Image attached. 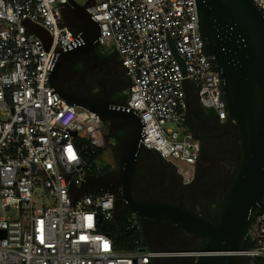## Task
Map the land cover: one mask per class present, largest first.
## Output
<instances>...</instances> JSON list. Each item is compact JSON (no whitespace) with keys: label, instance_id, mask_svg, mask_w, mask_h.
Returning a JSON list of instances; mask_svg holds the SVG:
<instances>
[{"label":"built area","instance_id":"built-area-1","mask_svg":"<svg viewBox=\"0 0 264 264\" xmlns=\"http://www.w3.org/2000/svg\"><path fill=\"white\" fill-rule=\"evenodd\" d=\"M95 2L88 11L100 25L98 44L118 54L131 81L127 106L140 115L142 148L190 176L202 149L184 126L185 81L197 86L204 109L228 120L219 75L204 54L196 0ZM254 2L264 10V0ZM65 3L0 0V264H151L153 251L116 250L108 229L116 221L111 193L72 195L91 175L77 139L95 149L107 145L99 117L69 105L51 86L57 55L82 42L64 22ZM27 22L51 35L49 51ZM240 254L264 260V213Z\"/></svg>","mask_w":264,"mask_h":264},{"label":"water","instance_id":"water-1","mask_svg":"<svg viewBox=\"0 0 264 264\" xmlns=\"http://www.w3.org/2000/svg\"><path fill=\"white\" fill-rule=\"evenodd\" d=\"M95 3V0L85 4L67 0L63 5L66 26L80 35L82 42L76 48L60 51L56 64L99 46L100 25L88 11ZM196 4L204 54L219 75L228 120L239 130L242 156L215 220L163 203L149 205L147 211L134 208L131 211L142 217L165 219L202 242V249L193 254L194 264H243L250 258L240 253L249 249L254 220L264 213V10L254 0H196ZM76 19L80 20L79 24ZM26 27L49 51L51 35L31 22H27ZM170 43L185 72L184 61L173 42ZM52 75L53 71V87ZM185 91L187 101L191 96L198 97L197 86L189 80L185 81ZM74 106L95 114L103 124H111L114 128L118 127V121L128 123L124 129L132 127L119 155L122 173L131 176L144 150L141 145L143 125L138 112L124 104L94 99ZM73 135L76 137L77 133ZM93 191L110 193L103 189L98 176L88 175L82 188L73 189L72 195L82 198ZM120 208L116 203V215Z\"/></svg>","mask_w":264,"mask_h":264},{"label":"flooded vegetation","instance_id":"flooded-vegetation-1","mask_svg":"<svg viewBox=\"0 0 264 264\" xmlns=\"http://www.w3.org/2000/svg\"><path fill=\"white\" fill-rule=\"evenodd\" d=\"M52 82L55 92L72 106L86 99L127 105L131 97V81L120 57L100 45L57 64L55 60ZM117 124L115 128L103 124L111 161L100 167L96 164L91 175L101 179L103 189L121 207L116 220L128 217L142 236L144 250L157 254L151 264H194L193 254L202 249V242L165 219L138 216L131 208L147 211L149 205L163 203L215 220L242 156L237 126L229 120L219 121L213 111L200 105L198 97L188 99L184 126L199 142L202 154L187 177L178 166L150 150L142 151L131 176L122 173L119 155L132 127L124 129L128 124L124 121ZM243 264L258 262L250 258Z\"/></svg>","mask_w":264,"mask_h":264},{"label":"trees","instance_id":"trees-1","mask_svg":"<svg viewBox=\"0 0 264 264\" xmlns=\"http://www.w3.org/2000/svg\"><path fill=\"white\" fill-rule=\"evenodd\" d=\"M77 145L82 151L84 159L91 167L90 174L95 168L97 159L101 157L105 151L104 149H95L89 140L84 138L77 139ZM94 151V153H93ZM109 234L114 240L116 250L121 253H129L135 250H143L144 244L140 232L134 227L130 228L129 218L126 216L120 217L114 224L109 225ZM258 264H264L263 259H257Z\"/></svg>","mask_w":264,"mask_h":264},{"label":"rangeland","instance_id":"rangeland-1","mask_svg":"<svg viewBox=\"0 0 264 264\" xmlns=\"http://www.w3.org/2000/svg\"><path fill=\"white\" fill-rule=\"evenodd\" d=\"M77 1L80 2V3H84V0H77ZM183 128L184 127H182L181 129H179V131L182 132L183 131ZM103 152H104V154L97 159L96 164H97L98 167L103 166L104 164L109 163L111 161L109 154L106 152V149ZM184 169L185 170H189V171L191 170L190 168L188 169L187 167H184Z\"/></svg>","mask_w":264,"mask_h":264}]
</instances>
